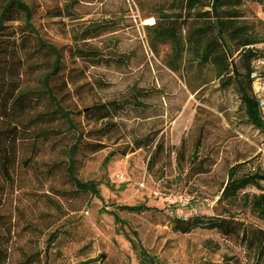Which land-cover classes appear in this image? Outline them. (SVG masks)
I'll list each match as a JSON object with an SVG mask.
<instances>
[{"label":"rangeland","instance_id":"1","mask_svg":"<svg viewBox=\"0 0 264 264\" xmlns=\"http://www.w3.org/2000/svg\"><path fill=\"white\" fill-rule=\"evenodd\" d=\"M29 1L36 3L40 35L62 52L63 75L54 81L58 96L69 91L64 106L79 110L109 103L108 116L97 124L94 113L76 115L86 129L107 122V135L101 149L84 153L78 170L81 180L96 183L99 196L65 193L72 187L60 170L46 179L60 192L51 195L58 208L19 192V134H62L68 124L46 98L32 93L42 89L40 63L49 56L21 19L7 22L0 108L20 93L33 98L15 108L19 127L7 142L6 164H0V264H22L45 249L47 262L29 264H145L140 247L156 264H264L256 245L264 238V219L247 201H218L230 166L236 164L238 174L264 172V133L248 123L234 90L221 84L228 57L209 0ZM224 2L219 10L226 39L238 49L233 57L247 47L264 55V0ZM63 76L68 87L62 88ZM197 135L208 169L189 177L179 172L175 152L184 143L188 154ZM68 142L67 134L44 158L62 157ZM241 193L264 194V181ZM18 194L28 206L25 218L40 208L49 212L44 225L56 220L51 228L58 229L57 239L48 242L45 233L24 227L22 215L17 219ZM29 203L37 204L31 209ZM194 215L231 216L245 233L225 236L205 223L173 218Z\"/></svg>","mask_w":264,"mask_h":264},{"label":"trees","instance_id":"2","mask_svg":"<svg viewBox=\"0 0 264 264\" xmlns=\"http://www.w3.org/2000/svg\"><path fill=\"white\" fill-rule=\"evenodd\" d=\"M212 17L214 19L216 32L219 41L221 42L224 51L227 54L228 61L226 63V69L228 70L225 78L222 79L221 84L223 87H230L236 93L240 104L242 105L245 113L246 120L255 129L264 133V118L261 117L258 111V101L254 95L251 86V72L255 70L253 65L249 66V58L255 60L264 55H259L254 48L247 47L243 52H238L236 57H233L238 49L233 50L228 43L225 33L228 26L221 19L220 6L225 2L224 0H209ZM238 2H233L237 4ZM36 3L29 0H0V101L2 95V76L3 70L6 67V63L3 62L1 53L5 47L1 39L2 30L7 26V22L21 19L23 26L28 32L36 38L38 47L46 53L49 58L45 62H41L45 66L41 69L40 85L42 89H35L32 93H35L36 97L41 98L43 96L47 99V105L54 107L66 120L67 128L65 132L52 134L50 131L36 134L32 137H25L19 134L18 139V161H17V187L19 192L25 189L26 195H35L36 199L41 200L44 197V201L47 202L53 208H58L51 195L60 194L56 187L46 185L47 175L60 170V175L64 178V181L72 187V190H64L65 193L73 192L76 194H91L99 196V191L96 183L93 180L83 181L78 177V170L83 163L85 152H95L104 146V138L107 135L105 127L107 122L99 127H91L86 129L84 125L77 119V114L89 115L94 113V124H97L99 120L106 118L109 114V103H92L86 106L83 110H79L73 107H65L64 97L71 95L69 91L62 93L58 96L56 90V83L54 82L59 75H63L62 66V52L61 49L44 39L35 24L36 20ZM239 57V58H237ZM241 58V60H240ZM20 75V74H19ZM264 79V73H262ZM62 88L68 87L70 80L64 76L62 78ZM39 92L42 94L40 95ZM32 96L27 95L26 92L15 95L13 101L6 106L4 102L0 108V164L4 166L7 162V142L10 136L15 132L19 124L13 118L15 108L21 106L23 103L32 100ZM11 115V117H10ZM69 135L70 142H68L61 149L62 157L55 159H45L44 153L46 151H52L56 145L59 144L65 135ZM51 135H56L54 139ZM201 136L197 135L191 151L187 154L184 143H181L175 152V160L179 172L186 170V175L193 177L198 173L206 172V158L199 156ZM158 154V145L153 148L149 156V162H154L156 155ZM237 165H232L227 169V178L223 182L221 193L218 201H226L229 204L239 201H247L251 209L261 215L264 219V194H254L251 197L241 193V190L246 185L258 186L260 181H264V172H252V173H237ZM62 195V194H61ZM249 198V200L247 199ZM16 213L17 219L22 215V219L27 221L24 227L34 229L37 232L45 233L47 235L48 242H53L58 237V229H52L51 226L56 222L52 220L51 225L43 224L45 217L48 215L45 209L37 208L33 210L32 218H25L24 210L26 211L28 206L21 204V196L17 195ZM31 209L37 203H29ZM127 209H138L137 206H125ZM31 212V211H30ZM115 214V213H113ZM50 215H53L51 213ZM175 221L181 223H189L191 221H197L199 223H205L209 227H215L217 231L222 232L225 236L239 237L245 232H241L238 220H234L231 216L223 217H204V215H194L189 218L173 217ZM23 220V221H24ZM184 230V229H183ZM264 232L263 230L261 231ZM251 238L256 240L258 238L256 233L251 232ZM259 248V252L264 251V238L261 243L256 242ZM43 256L40 251H35L34 254L27 256L26 260L22 264L47 262L46 252L43 250ZM262 253V252H261ZM32 256V257H31ZM139 256L141 262L145 264H156L154 258L150 256L146 251L140 247ZM31 257V258H30ZM43 259V261H41Z\"/></svg>","mask_w":264,"mask_h":264},{"label":"built area","instance_id":"3","mask_svg":"<svg viewBox=\"0 0 264 264\" xmlns=\"http://www.w3.org/2000/svg\"><path fill=\"white\" fill-rule=\"evenodd\" d=\"M255 64V70L251 72V86L258 101V111L264 118V57L257 58Z\"/></svg>","mask_w":264,"mask_h":264}]
</instances>
